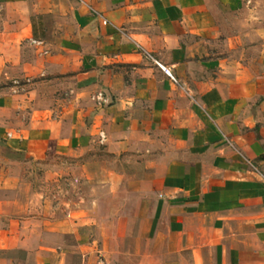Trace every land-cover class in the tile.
<instances>
[{
	"label": "crops",
	"instance_id": "1",
	"mask_svg": "<svg viewBox=\"0 0 264 264\" xmlns=\"http://www.w3.org/2000/svg\"><path fill=\"white\" fill-rule=\"evenodd\" d=\"M260 21L247 0H0V264H264Z\"/></svg>",
	"mask_w": 264,
	"mask_h": 264
},
{
	"label": "rangeland",
	"instance_id": "2",
	"mask_svg": "<svg viewBox=\"0 0 264 264\" xmlns=\"http://www.w3.org/2000/svg\"><path fill=\"white\" fill-rule=\"evenodd\" d=\"M249 6L254 10L255 17L261 20L260 22L264 25V0H247ZM95 156H93L94 158ZM100 158L105 156L102 153H99ZM63 168L64 175L60 178V182L56 185H50L47 187V194L50 196L52 204L54 207L60 208L66 202L69 203L73 195L72 188L75 184L78 183V180L72 176L73 168H75V161L70 159H64L57 162ZM75 171H73L74 175Z\"/></svg>",
	"mask_w": 264,
	"mask_h": 264
},
{
	"label": "built area",
	"instance_id": "3",
	"mask_svg": "<svg viewBox=\"0 0 264 264\" xmlns=\"http://www.w3.org/2000/svg\"><path fill=\"white\" fill-rule=\"evenodd\" d=\"M149 58L154 62V64L156 66H158L160 69L163 70V72L169 76L172 80H174L175 82H177L176 78L173 76V74L171 73L170 69L165 67L160 61H158L155 58H152L151 56H149ZM264 160V159H263Z\"/></svg>",
	"mask_w": 264,
	"mask_h": 264
}]
</instances>
